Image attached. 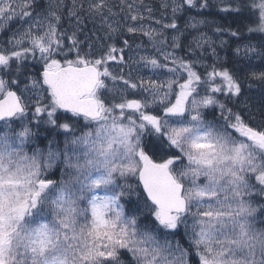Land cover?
<instances>
[{
	"label": "snow or ice",
	"instance_id": "6c2138e0",
	"mask_svg": "<svg viewBox=\"0 0 264 264\" xmlns=\"http://www.w3.org/2000/svg\"><path fill=\"white\" fill-rule=\"evenodd\" d=\"M124 4L132 23L114 25L109 0H73L69 35L56 0L39 10L38 0H0V33L21 22L0 44V264H264V107L257 119L234 69L175 55L179 35L166 51L177 13L208 0H164L167 23ZM220 11L247 15L249 43L235 55L264 56V0ZM81 12L100 19L104 37L78 38ZM121 27L158 55L126 57L129 40L114 42ZM216 31L243 39L239 29ZM210 44L201 36L189 51ZM248 77L264 86V70ZM32 121L62 129L63 147L50 141L29 155Z\"/></svg>",
	"mask_w": 264,
	"mask_h": 264
},
{
	"label": "rangeland",
	"instance_id": "374dc122",
	"mask_svg": "<svg viewBox=\"0 0 264 264\" xmlns=\"http://www.w3.org/2000/svg\"><path fill=\"white\" fill-rule=\"evenodd\" d=\"M214 4H227L235 0H208ZM42 3L41 9L45 8L50 0H38V3ZM59 3L58 14L62 17L61 25L67 24L68 29L67 32L70 35L74 30H76L77 24L76 19L74 17L69 16V10L73 7V0H56ZM81 0H76V6L79 7ZM85 8L87 7V0H83ZM164 0H126V3L133 4V11H139L145 17H148L149 13L147 9L151 8L152 13L151 15L155 19H162L163 22L167 23L170 22L172 18L171 8L164 9L161 7V4ZM169 4H171L172 0H167ZM111 6H113V11L117 13L116 16L110 17L109 22L116 24L118 22L120 25H125L126 23H132L130 20L126 21L125 17L127 16L128 9L126 4L121 5V0H109ZM121 7H124V11H121ZM206 10L205 9H193L190 12H181L177 13L178 19L176 23L179 28V32L175 30H165V36L169 41V46L166 48V51H173L170 47L171 45V38L174 35L180 36V43L183 47L182 53L175 49V55L184 57L186 59H199L201 56L203 57V62L207 64L218 63L223 64L229 68H232L236 71L237 75H239L242 79L244 85V101L248 104L251 108V111L256 114L257 118L259 119V112L264 107V86H261L259 82L253 81L248 77V72L250 70H264V56L250 54L249 57H244L243 53L241 56L237 57L235 52L229 55L226 54L230 51L233 43L228 41V37L226 34L222 32H217L215 29H212V26H216L218 21L211 17L208 14H203ZM181 15V16H180ZM241 16H245L246 14H240ZM81 18L83 19V23L79 25V27L83 30L81 33H78V37L81 40H84L85 36L89 37L93 41L96 40V37H104L106 28L102 25L99 18L93 20L92 18L88 17L84 12L80 13ZM194 18V19H193ZM198 22V23H197ZM192 23H196V27L193 28L190 25ZM145 26L151 25L154 28H160V25L155 24L152 20L146 19L144 21ZM187 25L192 29L190 33H184L183 26ZM21 27V22L14 21L11 23L10 28L7 32L0 33V42L4 43L8 40L11 35L12 31ZM65 28V27H62ZM95 32L96 36H93L92 33ZM182 33V35H181ZM83 34V35H81ZM9 36V37H8ZM201 36L206 37L210 40L211 44L205 45L204 49H195L194 52H190V48H195V41L199 40ZM124 39L129 40L130 48L125 50L126 57L131 56L133 59L138 58L139 55L143 54H151V55H158L155 49L152 47L151 43L148 41L147 37H143L139 34L133 36L132 34L127 33L126 27H121L120 33L115 34L114 42L117 44V40H120V45L122 46V41ZM224 41L225 43H221ZM259 41L252 39L250 42L253 44L259 45ZM111 43L113 41H107ZM249 43V40L241 42V46L244 44ZM139 46V47H137ZM181 48V47H180ZM213 48L215 49V55H213ZM32 61H29L31 63ZM38 68V67H36ZM198 70L203 71V68L198 65ZM127 71V69H125ZM143 75H151L149 72L142 73ZM135 75V73H133ZM223 99V97H220ZM243 107V105H241ZM206 118L211 120L213 116L219 119V112L214 111L212 109L205 110ZM31 116V114H29ZM25 123H28V120H25ZM29 126L32 128L34 133L32 140L26 145V151L29 155L35 149H40L42 151H47L49 147V142L54 141V147L59 146L60 148L63 147L65 141V133L62 129H55L49 125H36L35 121H32ZM14 128L19 130V122L14 123ZM0 131H3V122H0ZM81 132V126H76L75 134L79 135ZM71 134H69L70 136ZM42 141V144L40 142ZM63 168V164H60L59 168H53L50 172L53 179H60V169ZM57 173V177H53V175ZM135 197V201H137L136 195H131L130 198ZM127 199V197H126ZM133 200V202H134ZM135 203V202H134ZM181 234L183 233V228L180 230ZM176 239H180L179 236ZM186 246V245H185Z\"/></svg>",
	"mask_w": 264,
	"mask_h": 264
},
{
	"label": "trees",
	"instance_id": "16d2710c",
	"mask_svg": "<svg viewBox=\"0 0 264 264\" xmlns=\"http://www.w3.org/2000/svg\"><path fill=\"white\" fill-rule=\"evenodd\" d=\"M209 3V7L206 8L205 12L203 14H208L210 15L211 17L215 18L217 21H218V24L216 26H212L211 28L212 29H217V28H221V29H231V30H237L239 29L241 33H243V39L241 38H237V37H232L228 31H221L223 34H226V36L228 37V41H231L233 44L235 42H238V41H243V40H246V39H249V33L247 32V22H248V18H247V15L245 16H241L240 14H236V13H226V12H222L220 11V9L225 5V4H220V5H217V4H214L212 3L211 1L208 2ZM230 3H235L234 1L230 2ZM42 7V3L39 2L38 3V10L41 9ZM181 16V15H180ZM62 26H66V24L62 25ZM183 26V30H184V33L186 34L187 32L190 33L192 31L189 30L188 26L187 25H182ZM83 35V34H81ZM80 37V36H78ZM251 39H255V40H258L260 39V37L257 35V36H252ZM120 40H117V45H120ZM182 45H181V49L179 50V52H182ZM226 54H231L230 51H228V53ZM33 63V62H31ZM30 63V64H31ZM35 67H39V65H36ZM231 106V105H230ZM83 124V121L81 120L79 124H77L78 126H81ZM40 144H42V141L40 142ZM57 173H55L53 175V177H56ZM129 183H135L134 180H130ZM135 197H127V199L125 198L124 201H122L123 203H125V207H126V210L128 209V207L136 202L135 200ZM134 200V202H133ZM141 220L144 221L145 220V217L144 216H141ZM182 235H181V232H180V235H179V238H181Z\"/></svg>",
	"mask_w": 264,
	"mask_h": 264
},
{
	"label": "water",
	"instance_id": "95a60500",
	"mask_svg": "<svg viewBox=\"0 0 264 264\" xmlns=\"http://www.w3.org/2000/svg\"><path fill=\"white\" fill-rule=\"evenodd\" d=\"M0 122H2V121H0Z\"/></svg>",
	"mask_w": 264,
	"mask_h": 264
}]
</instances>
